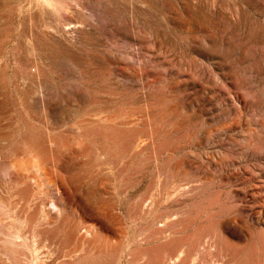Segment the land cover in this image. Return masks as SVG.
I'll list each match as a JSON object with an SVG mask.
<instances>
[{"label":"rangeland","instance_id":"rangeland-1","mask_svg":"<svg viewBox=\"0 0 264 264\" xmlns=\"http://www.w3.org/2000/svg\"><path fill=\"white\" fill-rule=\"evenodd\" d=\"M0 264H264V0H0Z\"/></svg>","mask_w":264,"mask_h":264}]
</instances>
